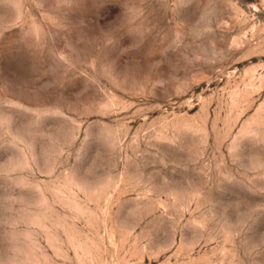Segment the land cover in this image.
Returning a JSON list of instances; mask_svg holds the SVG:
<instances>
[{
    "label": "rangeland",
    "instance_id": "374dc122",
    "mask_svg": "<svg viewBox=\"0 0 264 264\" xmlns=\"http://www.w3.org/2000/svg\"><path fill=\"white\" fill-rule=\"evenodd\" d=\"M0 264H264V0H0Z\"/></svg>",
    "mask_w": 264,
    "mask_h": 264
}]
</instances>
